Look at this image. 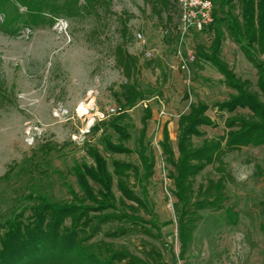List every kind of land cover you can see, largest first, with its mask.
<instances>
[{
	"label": "rangeland",
	"instance_id": "obj_1",
	"mask_svg": "<svg viewBox=\"0 0 264 264\" xmlns=\"http://www.w3.org/2000/svg\"><path fill=\"white\" fill-rule=\"evenodd\" d=\"M173 3L171 10L160 16L150 0H113L108 9L100 7L98 13L84 11L74 18L61 17L52 26L26 28L17 36L0 30V82L7 95L0 103V177L11 169L9 176L0 181V236L6 218L14 210L30 205L31 196L42 194L52 201H69L71 191L80 190L74 165L93 162L87 153L88 145L102 148V131H92L99 122L94 113L97 108L121 106L117 95L125 78L116 66L114 50L123 43L130 52L140 54L142 62L153 61V67L143 68L138 77L144 99L120 114L131 133L126 145L136 150L142 117L148 108L152 111L146 139L155 150L157 162L149 200L159 215L163 237L141 233L116 241L140 255L155 245L168 263L172 262V247L179 254L173 180L168 176L169 167L160 146L163 128L168 123L178 154L179 116L189 111L191 102L205 101L217 125L203 126L204 137L223 135L227 130L225 119L231 113L218 111L215 103L228 98L232 89L208 63L202 68L193 66L187 76L180 68L178 49L196 55L198 45L209 42L210 36L206 31H191L181 42L180 9L176 0ZM126 19L128 41L123 36ZM222 56L238 76L257 82L256 67L229 38L224 42ZM81 107L85 112L86 107L91 109L83 115ZM109 132L115 139L118 137L112 129ZM201 139L195 137L197 143ZM48 141L58 143L60 148L44 151L41 146ZM114 157L139 163L136 151ZM224 158L235 177L228 185L227 205H235L239 222H227L222 211L202 210L205 217L186 258L178 264H264V217L260 206L264 180L256 173L257 165L264 167V145L244 146ZM216 176L215 166L210 165L197 177L196 186ZM114 191L120 195L116 186ZM30 212L28 208L26 215Z\"/></svg>",
	"mask_w": 264,
	"mask_h": 264
},
{
	"label": "trees",
	"instance_id": "obj_2",
	"mask_svg": "<svg viewBox=\"0 0 264 264\" xmlns=\"http://www.w3.org/2000/svg\"><path fill=\"white\" fill-rule=\"evenodd\" d=\"M112 1L0 0V14L3 15L0 30L17 36L26 28L52 26L61 17L74 18L84 11L98 13L100 7L108 9ZM150 1L160 16L174 6L173 0ZM212 1L214 19L203 30L209 34L210 41L198 45L193 66L202 68L208 63L224 76L223 82L232 92L215 106L218 111L231 115L225 119L227 130L223 135L204 137L202 127L216 126L217 122L208 113V103L191 102L189 111L179 117L178 154L167 124L164 126L160 146L169 167L168 176L173 180L171 191L176 198L179 254L172 247V262L168 263L155 245L140 255L127 244L116 241L141 233L163 237L159 215L149 200V185L155 174L157 157L146 139L148 121L152 117L148 108L142 117L143 127L136 150L126 145L131 133L123 123L124 115L99 121L92 127L94 132L102 131V148L88 145L87 153L93 162L74 165L80 190H72L69 201H52L45 195L35 194L30 198V205L20 211L14 210L6 218L0 236V264H178L186 258L193 244L199 223L205 217L202 210L222 211L223 219L238 224L239 211L235 205H227L228 185L235 177L224 157L244 146L264 145V0ZM171 19L168 16L167 20ZM129 33L126 19L123 29L126 41ZM227 38L235 42L256 67L255 84L238 76L224 60L223 46ZM114 59L125 78L117 100L129 110L144 99L138 77L143 68L153 67V61L142 62V56L130 52L123 43L115 47ZM6 97L0 82V103L3 104ZM245 109L248 110L242 111ZM110 129L118 134L116 139ZM195 137L202 139L197 143ZM41 148L52 151L60 146L48 141ZM134 151L139 163L114 157ZM210 165L215 166L217 176L208 177L196 186L197 177ZM10 170L0 181L9 176ZM256 173L264 180L263 166L257 165ZM115 186L119 196L114 191ZM260 206L264 217V200L260 201ZM28 208L31 212L26 215ZM261 228L264 230V222Z\"/></svg>",
	"mask_w": 264,
	"mask_h": 264
},
{
	"label": "built area",
	"instance_id": "obj_3",
	"mask_svg": "<svg viewBox=\"0 0 264 264\" xmlns=\"http://www.w3.org/2000/svg\"><path fill=\"white\" fill-rule=\"evenodd\" d=\"M180 9V20L178 23V35L183 42L191 31H203L214 19V3L212 0H178ZM138 38L142 39V34L138 33ZM179 64L188 74L192 73V65L196 61V55L193 53L186 54L180 48L177 52ZM146 56L150 57L151 53L147 52ZM87 114L91 107H86ZM125 111L123 106L110 105L105 110L96 109L94 116L98 121L106 120L110 116L118 115Z\"/></svg>",
	"mask_w": 264,
	"mask_h": 264
},
{
	"label": "crops",
	"instance_id": "obj_4",
	"mask_svg": "<svg viewBox=\"0 0 264 264\" xmlns=\"http://www.w3.org/2000/svg\"><path fill=\"white\" fill-rule=\"evenodd\" d=\"M179 62V61H178ZM179 66H180V64H179ZM180 68H181V66H180ZM182 69V68H181ZM183 70V69H182ZM192 70H194L193 69V65H192ZM183 72L186 74V76H187V72L185 71V70H183ZM180 117V116H179ZM165 124H167V127H168V123H165ZM165 126V125H164ZM164 129V128H163ZM169 129V128H168ZM178 129H179V119H178ZM169 133H170V131H169ZM170 137H171V135H170ZM163 138V137H162ZM172 141V140H171Z\"/></svg>",
	"mask_w": 264,
	"mask_h": 264
},
{
	"label": "bare ground",
	"instance_id": "obj_5",
	"mask_svg": "<svg viewBox=\"0 0 264 264\" xmlns=\"http://www.w3.org/2000/svg\"><path fill=\"white\" fill-rule=\"evenodd\" d=\"M79 110H80L81 112H82V111L85 112L84 109H83L82 107H81Z\"/></svg>",
	"mask_w": 264,
	"mask_h": 264
}]
</instances>
